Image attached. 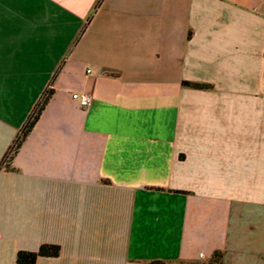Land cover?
I'll return each mask as SVG.
<instances>
[{
    "label": "crops",
    "instance_id": "0c3cea01",
    "mask_svg": "<svg viewBox=\"0 0 264 264\" xmlns=\"http://www.w3.org/2000/svg\"><path fill=\"white\" fill-rule=\"evenodd\" d=\"M263 79L264 0H0V264H264Z\"/></svg>",
    "mask_w": 264,
    "mask_h": 264
},
{
    "label": "trees",
    "instance_id": "16d2710c",
    "mask_svg": "<svg viewBox=\"0 0 264 264\" xmlns=\"http://www.w3.org/2000/svg\"><path fill=\"white\" fill-rule=\"evenodd\" d=\"M186 85H190L193 87H206L203 84H198V83H190V82H184ZM50 94V89H46L42 95L40 96L38 102L32 109L30 115L22 125L18 135L16 136V139L14 141L15 143V148L18 147L20 141L23 139L25 134L28 132L30 127L32 126L33 122L35 121L37 115L39 114L43 104L47 100L48 96ZM11 156V155H10ZM10 156H7L6 160L10 158ZM58 252V247L56 245H51V244H42L38 247V249L35 252H29V251H17L15 255V264H33L34 259L37 256H48V257H53L57 254ZM217 255L214 256V263H217Z\"/></svg>",
    "mask_w": 264,
    "mask_h": 264
},
{
    "label": "built area",
    "instance_id": "2783aa9c",
    "mask_svg": "<svg viewBox=\"0 0 264 264\" xmlns=\"http://www.w3.org/2000/svg\"><path fill=\"white\" fill-rule=\"evenodd\" d=\"M262 89H264V79L262 80ZM71 97L76 99L81 107H85L86 105H88L91 99L90 96L85 93H72ZM15 149V143H12L8 150L7 156H10L15 151Z\"/></svg>",
    "mask_w": 264,
    "mask_h": 264
}]
</instances>
